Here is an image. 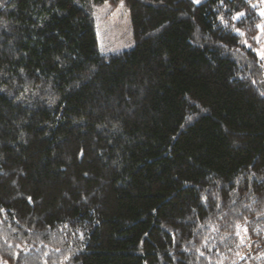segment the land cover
I'll use <instances>...</instances> for the list:
<instances>
[{
  "label": "trees",
  "instance_id": "16d2710c",
  "mask_svg": "<svg viewBox=\"0 0 264 264\" xmlns=\"http://www.w3.org/2000/svg\"><path fill=\"white\" fill-rule=\"evenodd\" d=\"M259 1L0 2V264H264Z\"/></svg>",
  "mask_w": 264,
  "mask_h": 264
},
{
  "label": "rangeland",
  "instance_id": "374dc122",
  "mask_svg": "<svg viewBox=\"0 0 264 264\" xmlns=\"http://www.w3.org/2000/svg\"><path fill=\"white\" fill-rule=\"evenodd\" d=\"M253 5H257L256 11L261 15V11L264 10V0ZM88 12L93 21L100 52L110 54L129 49L134 45L129 10L122 2L117 5H111L108 1L91 3ZM261 16L255 34L252 38L246 39V42L247 45L255 48L257 56L264 62L261 56V53H264V30L258 27L264 25V15ZM254 251L248 243L243 258L252 255Z\"/></svg>",
  "mask_w": 264,
  "mask_h": 264
},
{
  "label": "snow or ice",
  "instance_id": "6c2138e0",
  "mask_svg": "<svg viewBox=\"0 0 264 264\" xmlns=\"http://www.w3.org/2000/svg\"><path fill=\"white\" fill-rule=\"evenodd\" d=\"M0 2H2V0H0ZM197 2H198V0H197ZM237 15L241 16L243 14L242 13H238ZM261 15H264V10L261 11ZM258 27H260L262 30H264V25H258ZM237 31H239V30H237ZM261 56H262V58H264V53H261Z\"/></svg>",
  "mask_w": 264,
  "mask_h": 264
}]
</instances>
